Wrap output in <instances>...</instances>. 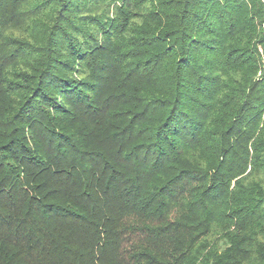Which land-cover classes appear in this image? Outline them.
I'll list each match as a JSON object with an SVG mask.
<instances>
[{
	"label": "trees",
	"instance_id": "16d2710c",
	"mask_svg": "<svg viewBox=\"0 0 264 264\" xmlns=\"http://www.w3.org/2000/svg\"><path fill=\"white\" fill-rule=\"evenodd\" d=\"M0 264H264V0H0Z\"/></svg>",
	"mask_w": 264,
	"mask_h": 264
}]
</instances>
